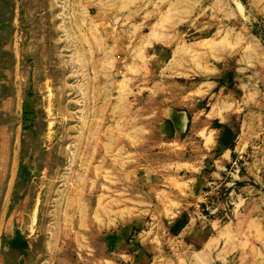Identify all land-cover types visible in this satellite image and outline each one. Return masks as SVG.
I'll list each match as a JSON object with an SVG mask.
<instances>
[{"label": "rangeland", "instance_id": "obj_1", "mask_svg": "<svg viewBox=\"0 0 264 264\" xmlns=\"http://www.w3.org/2000/svg\"><path fill=\"white\" fill-rule=\"evenodd\" d=\"M0 264H264V0H0Z\"/></svg>", "mask_w": 264, "mask_h": 264}, {"label": "crops", "instance_id": "obj_2", "mask_svg": "<svg viewBox=\"0 0 264 264\" xmlns=\"http://www.w3.org/2000/svg\"><path fill=\"white\" fill-rule=\"evenodd\" d=\"M196 234V233H195ZM195 234H194V236H195Z\"/></svg>", "mask_w": 264, "mask_h": 264}]
</instances>
